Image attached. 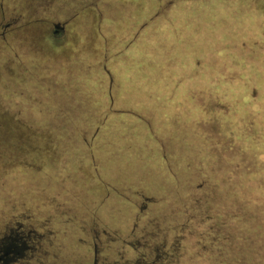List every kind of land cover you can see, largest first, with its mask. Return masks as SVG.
<instances>
[{
  "label": "rangeland",
  "instance_id": "374dc122",
  "mask_svg": "<svg viewBox=\"0 0 264 264\" xmlns=\"http://www.w3.org/2000/svg\"><path fill=\"white\" fill-rule=\"evenodd\" d=\"M123 1L0 0L11 264H264V0Z\"/></svg>",
  "mask_w": 264,
  "mask_h": 264
},
{
  "label": "crops",
  "instance_id": "0c3cea01",
  "mask_svg": "<svg viewBox=\"0 0 264 264\" xmlns=\"http://www.w3.org/2000/svg\"><path fill=\"white\" fill-rule=\"evenodd\" d=\"M6 1V0H5ZM12 1V0H11ZM40 2V7H39V9H42V4H47L49 1H53V0H28V2L32 5L31 7H28V9L29 10H33V8H35L36 9V7H38L37 5H36V3L37 2ZM55 1H58V0H55ZM121 1H123V0H121ZM150 0H147V3L149 2ZM124 2V1H123ZM133 4V3H132ZM135 5V4H134ZM134 10H136L137 9V12H136V14H135V17L132 19V20H135V22H134V25L135 26H139V25H144V24H148V21H150V16L152 17V15H153V13H154V10H155V4H151V3H148L146 6H137V5H135L134 7ZM138 8H139V11L141 10V12H139V14H138ZM69 10H67L66 9V11H64V16H62V17H64V19H61V21H54L52 18H50V20H49V23L50 24H54V25H57V24H60L61 26H63V28H64V30L65 31H67V28L69 27V26H73V25H77V19H75V15L73 16V13L75 12V11H73V10H71L72 8H68ZM144 12H147L148 13V17L147 18H145V19H143V22H142V24H141V22H140V17H141V13H144ZM109 19V21H114L113 19H111V18H108ZM146 20V23H144V21ZM113 23V22H112ZM84 24H87V25H96L97 23H95L94 21H92V22H89V23H84ZM94 38V37H93ZM175 90V89H174ZM139 98V97H138ZM140 99H141V101L143 102V104H145V102H147V98H146V96L145 95H142V97H140ZM141 102V103H142ZM141 105V104H140ZM138 111H140L139 109H137ZM147 110H146V108L144 109V107L142 108V110L140 111L141 113L143 112V113H145ZM127 112H129V111H127ZM124 113H126V112H124ZM132 115V114H131ZM142 115V114H141ZM136 116V117H134V118H136L137 120L138 119H142V118H144V119H146V120H148L149 121V119L147 118V117H145L144 115H142V116ZM139 124V123H138ZM140 125V124H139ZM145 133V132H144ZM146 135H147V132H146ZM159 147V146H158Z\"/></svg>",
  "mask_w": 264,
  "mask_h": 264
},
{
  "label": "flooded vegetation",
  "instance_id": "af4514ba",
  "mask_svg": "<svg viewBox=\"0 0 264 264\" xmlns=\"http://www.w3.org/2000/svg\"><path fill=\"white\" fill-rule=\"evenodd\" d=\"M21 239V237H16L10 232L9 235L0 240V264H11L22 257L27 248ZM93 264H95V260Z\"/></svg>",
  "mask_w": 264,
  "mask_h": 264
},
{
  "label": "water",
  "instance_id": "95a60500",
  "mask_svg": "<svg viewBox=\"0 0 264 264\" xmlns=\"http://www.w3.org/2000/svg\"><path fill=\"white\" fill-rule=\"evenodd\" d=\"M55 28H58V26H56Z\"/></svg>",
  "mask_w": 264,
  "mask_h": 264
}]
</instances>
